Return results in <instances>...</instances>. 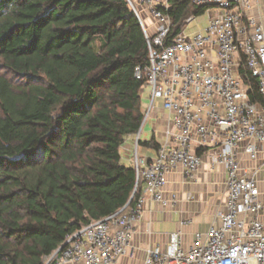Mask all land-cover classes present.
Returning <instances> with one entry per match:
<instances>
[{
  "label": "trees",
  "instance_id": "obj_1",
  "mask_svg": "<svg viewBox=\"0 0 264 264\" xmlns=\"http://www.w3.org/2000/svg\"><path fill=\"white\" fill-rule=\"evenodd\" d=\"M170 5L165 45L206 10ZM149 52L127 0H0V264H43L142 193L121 147L145 120L136 69ZM240 75L264 103L244 62ZM139 144L160 148L155 137Z\"/></svg>",
  "mask_w": 264,
  "mask_h": 264
},
{
  "label": "built area",
  "instance_id": "obj_2",
  "mask_svg": "<svg viewBox=\"0 0 264 264\" xmlns=\"http://www.w3.org/2000/svg\"><path fill=\"white\" fill-rule=\"evenodd\" d=\"M127 1L149 40V62L137 67L136 77L151 88L150 108L161 100L172 127L150 162L135 155L137 178L146 185L135 202L69 235L43 264H117L144 215L146 195L165 207L168 174L180 169L194 180L203 164L200 151L211 149L212 165L223 164L227 172L224 209L206 235L196 233L185 246L182 231L173 233L166 247L146 251L144 264H264L263 203L239 158L245 140L243 151L252 160L264 149V103L251 100L240 75L244 62L264 98V23L253 13L261 0H193L206 8L207 24L193 35L180 31L168 45L173 19L164 9L170 0Z\"/></svg>",
  "mask_w": 264,
  "mask_h": 264
},
{
  "label": "crops",
  "instance_id": "obj_3",
  "mask_svg": "<svg viewBox=\"0 0 264 264\" xmlns=\"http://www.w3.org/2000/svg\"><path fill=\"white\" fill-rule=\"evenodd\" d=\"M253 13L264 23L263 0L259 1ZM144 89L141 91L142 110L147 119L145 118L140 132L131 135L121 147L122 162L129 166H136V153L145 163L150 162L157 155L158 150L139 144V140L147 141L155 137L160 146L167 129L172 127V116L162 107L161 100H157L150 108L151 102L145 100ZM149 97L151 98V92ZM246 142L245 140L240 143L241 172L256 179L264 209V149L257 160H252L243 151ZM200 153L203 164L194 180L184 179L180 169L168 174L163 195L168 200L165 207L146 195L144 215L136 226L137 231L127 253L118 259L117 264H144L146 251L151 246L159 244L163 248L166 247L173 233L178 231H182V244L185 246L192 244L196 233L202 232L206 235L217 212L225 207L227 172L223 164L212 165L213 149L201 150ZM143 186L144 188L146 186L144 181ZM174 195L177 196L176 202L173 201ZM260 219L264 223V210ZM182 220H189V223L182 226Z\"/></svg>",
  "mask_w": 264,
  "mask_h": 264
},
{
  "label": "rangeland",
  "instance_id": "obj_4",
  "mask_svg": "<svg viewBox=\"0 0 264 264\" xmlns=\"http://www.w3.org/2000/svg\"><path fill=\"white\" fill-rule=\"evenodd\" d=\"M208 20V15H206V13L202 14V16H198L196 17V19L193 20V22L187 24V26L185 27L184 31L187 32L190 35H193V33L197 32V30L200 27L205 26L206 22ZM151 34V33H150ZM153 39V38H152ZM68 49L69 51H71L72 53H76V54H80V53H87L90 52L89 49L85 48V47H75L73 44H69L68 45ZM8 74V73H7ZM9 77L11 78V80L15 83L18 82V78L14 77L13 75L8 74ZM144 88V87H143ZM151 92V88L150 86H146V88L143 91L144 94V98L145 100H148L150 103L151 102V98L149 97ZM146 114V113H145ZM148 116V115H147ZM145 118L147 119V117L145 116Z\"/></svg>",
  "mask_w": 264,
  "mask_h": 264
}]
</instances>
